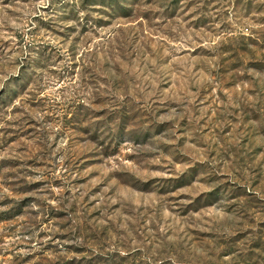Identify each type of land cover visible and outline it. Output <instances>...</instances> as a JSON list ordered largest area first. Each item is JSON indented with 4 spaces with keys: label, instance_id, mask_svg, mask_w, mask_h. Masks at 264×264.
Listing matches in <instances>:
<instances>
[{
    "label": "rangeland",
    "instance_id": "obj_1",
    "mask_svg": "<svg viewBox=\"0 0 264 264\" xmlns=\"http://www.w3.org/2000/svg\"><path fill=\"white\" fill-rule=\"evenodd\" d=\"M0 264H264V0H0Z\"/></svg>",
    "mask_w": 264,
    "mask_h": 264
}]
</instances>
